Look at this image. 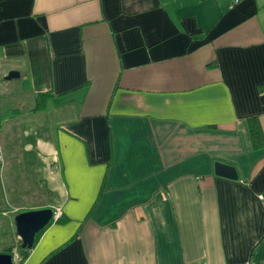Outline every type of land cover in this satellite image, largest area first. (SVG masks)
<instances>
[{
	"label": "crops",
	"instance_id": "crops-1",
	"mask_svg": "<svg viewBox=\"0 0 264 264\" xmlns=\"http://www.w3.org/2000/svg\"><path fill=\"white\" fill-rule=\"evenodd\" d=\"M233 1L0 0L30 97L0 101V251L52 207L21 264H264V0Z\"/></svg>",
	"mask_w": 264,
	"mask_h": 264
},
{
	"label": "water",
	"instance_id": "water-1",
	"mask_svg": "<svg viewBox=\"0 0 264 264\" xmlns=\"http://www.w3.org/2000/svg\"><path fill=\"white\" fill-rule=\"evenodd\" d=\"M21 73L12 69L4 76V80H19ZM215 174L229 179H238V171L235 166L216 161L214 164ZM57 221L54 209L45 207L41 209L26 210L15 216L16 231L21 239V248L29 252L35 244L36 235L46 229L53 222ZM0 264H15L14 256L10 253H0Z\"/></svg>",
	"mask_w": 264,
	"mask_h": 264
},
{
	"label": "trees",
	"instance_id": "trees-1",
	"mask_svg": "<svg viewBox=\"0 0 264 264\" xmlns=\"http://www.w3.org/2000/svg\"><path fill=\"white\" fill-rule=\"evenodd\" d=\"M46 96H47V94H45V93H39V94L36 95L38 105H41L42 104V102L45 100ZM249 124H250V132H251V138H252V145L255 148H262V147H264V134H263V131L261 129V126H260L259 121L257 120V118L251 117L249 119ZM64 220L65 219L62 216L57 219L58 222H63ZM42 232H40L39 234L36 235L35 243L37 242V239H38L39 235ZM0 253H10V254H13V249L11 247H8L6 249L1 250ZM28 253L29 252H27L25 249L20 248L21 260H20L19 264H21L23 262V260L25 258H27Z\"/></svg>",
	"mask_w": 264,
	"mask_h": 264
},
{
	"label": "rangeland",
	"instance_id": "rangeland-1",
	"mask_svg": "<svg viewBox=\"0 0 264 264\" xmlns=\"http://www.w3.org/2000/svg\"><path fill=\"white\" fill-rule=\"evenodd\" d=\"M12 81H19V80H12ZM21 86L20 84L16 83L14 85L9 86L8 91L5 90V94L1 93L0 97H4L7 96V98L0 100L2 103H6L8 102L10 104V106L8 108L13 109V110H20L23 107H26L29 105L30 101H29V96H27V94L25 92H23V90H21ZM9 97V98H8ZM23 110V109H22ZM1 154H0V160H1ZM19 244V243H18ZM20 246V245H19ZM15 254H13V256H15V264L19 263V249L14 250Z\"/></svg>",
	"mask_w": 264,
	"mask_h": 264
},
{
	"label": "built area",
	"instance_id": "built-area-1",
	"mask_svg": "<svg viewBox=\"0 0 264 264\" xmlns=\"http://www.w3.org/2000/svg\"><path fill=\"white\" fill-rule=\"evenodd\" d=\"M239 0H234L232 3H231V7H233L234 4L238 3ZM260 198L261 199H264V195H260ZM54 213H55V217L58 219L60 216H61V212L59 211V209H55L54 210Z\"/></svg>",
	"mask_w": 264,
	"mask_h": 264
}]
</instances>
